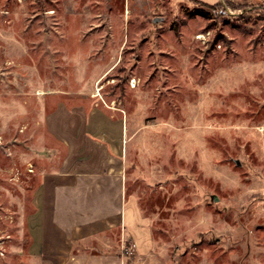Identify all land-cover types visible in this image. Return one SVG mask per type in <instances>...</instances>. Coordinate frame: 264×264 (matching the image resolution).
Listing matches in <instances>:
<instances>
[{
	"label": "rangeland",
	"instance_id": "rangeland-1",
	"mask_svg": "<svg viewBox=\"0 0 264 264\" xmlns=\"http://www.w3.org/2000/svg\"><path fill=\"white\" fill-rule=\"evenodd\" d=\"M220 1L0 0V264L39 263L58 102L125 124L159 264H264V0Z\"/></svg>",
	"mask_w": 264,
	"mask_h": 264
},
{
	"label": "crops",
	"instance_id": "crops-1",
	"mask_svg": "<svg viewBox=\"0 0 264 264\" xmlns=\"http://www.w3.org/2000/svg\"><path fill=\"white\" fill-rule=\"evenodd\" d=\"M43 124L61 155L42 168L33 191L31 258L38 264H159L165 248L128 193L122 120L112 122L82 103L58 102Z\"/></svg>",
	"mask_w": 264,
	"mask_h": 264
},
{
	"label": "trees",
	"instance_id": "trees-1",
	"mask_svg": "<svg viewBox=\"0 0 264 264\" xmlns=\"http://www.w3.org/2000/svg\"><path fill=\"white\" fill-rule=\"evenodd\" d=\"M195 1L199 2L200 5H203V6H206V7H209V8H214V6H222L220 0L217 1L216 3H214V4H206V3H204V2H200V1H198V0H195ZM223 8H224V7H223ZM201 12H203V11L201 10Z\"/></svg>",
	"mask_w": 264,
	"mask_h": 264
},
{
	"label": "bare ground",
	"instance_id": "bare-ground-1",
	"mask_svg": "<svg viewBox=\"0 0 264 264\" xmlns=\"http://www.w3.org/2000/svg\"><path fill=\"white\" fill-rule=\"evenodd\" d=\"M202 35H199L198 37H201ZM99 86V85H98ZM111 108H113V107H111ZM122 171V170H121Z\"/></svg>",
	"mask_w": 264,
	"mask_h": 264
}]
</instances>
